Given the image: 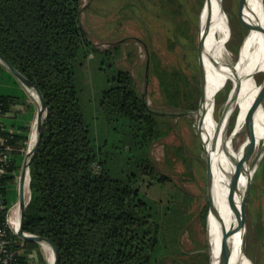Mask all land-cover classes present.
I'll return each mask as SVG.
<instances>
[{
	"label": "trees",
	"instance_id": "1",
	"mask_svg": "<svg viewBox=\"0 0 264 264\" xmlns=\"http://www.w3.org/2000/svg\"><path fill=\"white\" fill-rule=\"evenodd\" d=\"M155 4L159 9L153 14L164 13L172 21L177 39L191 37L186 4ZM81 10L82 0H0V54L39 89L47 105L42 139L30 161L24 231L52 240L59 264H188L174 254L193 198L174 195L159 210L139 186L143 177L162 185L171 181L149 154L151 144L168 131L130 71L118 68L100 99L101 112L125 141L114 152L108 143L97 145L85 122L76 67L99 48L82 26ZM202 16L203 10L201 25ZM149 58L167 101L186 112L197 109L200 89L196 94L188 88L189 77L180 69L162 68L154 51ZM35 111L23 84L0 62V152L6 157L0 174V243L5 241L7 250L0 258L11 254L9 264H49L38 242L20 237L8 224Z\"/></svg>",
	"mask_w": 264,
	"mask_h": 264
},
{
	"label": "rangeland",
	"instance_id": "2",
	"mask_svg": "<svg viewBox=\"0 0 264 264\" xmlns=\"http://www.w3.org/2000/svg\"><path fill=\"white\" fill-rule=\"evenodd\" d=\"M180 1L186 4L188 9L191 23L189 34L194 38L190 37L185 40L180 37L177 39L174 36L172 21L165 17L164 13L153 14V10L157 12L159 9L155 4L158 0L153 2L150 0H82L80 16L82 26L89 40L99 49L87 58L82 57L79 61L76 67V84L84 119L91 128L96 144L104 147L108 143L114 152V148L121 144V140L125 141V135L113 123L106 120L100 110V99L103 91L113 84L112 78L118 68L132 73L140 95L146 99L151 109L158 112L157 116L162 127L168 131L162 138L151 144L149 154L161 173L170 177L171 181L162 185L156 182L150 183L148 177H143L139 183L140 189L159 210L174 195L180 200L184 193L193 198L188 209L191 217L179 232L174 256L188 264L197 260H200L201 264H213L214 256L212 262L213 253L209 243L213 181L209 170L207 180V167L209 169L208 163L217 150L216 138L219 132L218 129L214 131V125L217 119L221 121L218 116L228 99L233 82L228 73L223 72L216 76L213 87L211 83L216 68L203 63L205 94L207 93L203 110L210 115V129L196 118L198 107L186 112L184 108L173 107L167 101L160 87L158 76L150 68V51L158 55L162 68L165 70L180 69L189 77L191 85L188 88L194 87L196 94L200 89L199 101L203 86L200 31L202 30L201 11L206 0H201V4L200 0ZM223 7L226 15L222 9L223 34L224 39H227L225 44L237 57L246 45L252 29L250 27L254 23L253 16L247 0H223ZM206 16L205 14V30ZM229 26L231 27L230 36ZM172 40L176 44L171 46ZM183 44L187 45L186 49ZM116 45L121 48V52L115 48ZM105 49L108 50L104 51ZM222 68H226L227 72L234 70L228 66ZM256 72L257 80L259 84H262L264 82L263 59L257 62ZM23 87L36 107L31 123L32 133L39 104L31 96L29 89L24 85ZM238 114L236 105L227 114L226 125L229 136L232 135L237 124ZM220 123L222 125V122ZM119 128H123V125H119ZM262 138L264 139V132L261 140ZM29 143L30 138L24 150L25 160L29 152ZM204 146L209 153V158ZM210 150H213L212 154ZM117 165L121 164L117 163ZM21 171L22 168L18 180ZM205 209L207 212L204 217ZM234 220L236 226V214ZM238 234H240L238 240L241 251L242 245L245 246L246 255L243 253L244 256H247L254 264H264V157L246 193L245 231ZM210 237L213 241L211 233ZM40 247L42 250V244ZM42 251L45 253L44 250ZM32 255L34 257L36 254L32 253ZM249 260V264H252Z\"/></svg>",
	"mask_w": 264,
	"mask_h": 264
},
{
	"label": "bare ground",
	"instance_id": "3",
	"mask_svg": "<svg viewBox=\"0 0 264 264\" xmlns=\"http://www.w3.org/2000/svg\"><path fill=\"white\" fill-rule=\"evenodd\" d=\"M247 1L253 16V25L258 24L264 29V0ZM206 8L207 39L206 42H203L202 44V61L203 63L213 65L216 68L215 76L213 77V81L211 83L213 87L216 76L223 74V72L228 73L230 76L229 78L233 82V87L228 99L220 112V116H218V118H221V121L217 119L216 124L214 125V131L218 129L219 132L217 138L215 137L217 150L213 154L209 163V171L213 181L212 206L209 217L210 233L213 237V241L211 240L209 233V243L214 256L213 264H217L219 255L228 242L230 233H232L235 227V205L236 201L238 202L239 197L237 196L236 198L234 194L232 175L236 167V162L239 161L240 163V187L244 189L250 178L252 163L264 143V139L262 138L261 140L264 132V100L255 113H252L251 109L253 101L264 84V82L259 84L256 77L257 62L259 59H263L264 61V33L261 29L252 28L243 51L235 57L232 50L225 44L227 39H224L223 34L224 16H222V9L225 15L223 0H207L205 11ZM205 11H203L202 16V30L205 26ZM216 62L218 63V66L216 65ZM224 66L234 68V70L232 72H227L226 68H222ZM232 78L234 80L236 79V81ZM29 93L39 104L40 109V99L35 90L29 88ZM206 98L207 93L205 94L204 102L206 101ZM204 102L202 103L196 118H198V120L203 122L210 129V115L203 110ZM234 105L237 106L239 114L233 133L229 136L226 125V117L229 110ZM249 115L252 116L250 128L255 129L257 142L251 149L244 152L245 143L247 142L249 136L248 130L250 129ZM220 122H222V125ZM36 138L37 122L35 118L30 137L29 150L34 147ZM263 157L264 155L262 158ZM29 181L30 177L27 172L25 174V182L23 186L26 203L29 201L30 197ZM20 217L21 208L19 203H17L11 207L8 216V222L15 231H17L20 227ZM238 235L240 236V234H236L232 239V252L228 264H249L248 257L246 256L247 260L241 251ZM42 246V250L46 253L48 263L52 264L54 262L53 249L46 242H42ZM251 263L254 264L253 262Z\"/></svg>",
	"mask_w": 264,
	"mask_h": 264
},
{
	"label": "water",
	"instance_id": "4",
	"mask_svg": "<svg viewBox=\"0 0 264 264\" xmlns=\"http://www.w3.org/2000/svg\"><path fill=\"white\" fill-rule=\"evenodd\" d=\"M206 2H207V0H206ZM205 7H206V3L204 5L203 11H205ZM201 27H202V25H201ZM250 28L261 29L264 33V29L261 28V26L258 24L251 25ZM200 32H201V36H202V41L200 44V51H201V55H203L202 44H203V42H206L207 33H206L205 29L201 30ZM230 34H231V27H230L229 36H230ZM0 62L2 64H4L8 68V70L10 72H12L24 86H26L28 89L29 88L34 89L35 92L37 93V95L40 99V103H41V107L38 110L37 115H36V122H37L36 142H35L34 147L31 150H29V152L27 154V158L23 164V168H22L20 178H19L18 200L15 204L19 203V206L21 208V217H20L21 220H20V227L16 231V233L20 237H22L26 240H34V241L41 243V244H42V242L48 243L54 252V262L52 264H59V261H60L59 249L57 248L56 244L52 240H50L49 238L44 237V236L35 235V234L27 233L24 231L25 209H26V207L30 201V198H31V194H30L29 201L26 203V197H25L24 188H23L24 182H25V174L28 172L29 177H30V161L33 158V156L35 155L37 149L39 148V145H40V142L42 139L44 121H45V118L47 115V105H46L45 99L42 96L39 89L35 85H33V83L27 77H25L22 73H20L15 68V66H13V64L2 54H0ZM216 65L218 66L217 62H216ZM201 66L203 68V72L201 73L203 86H202V91H201V96H200V101H199L198 110L196 112V116L199 113V109L205 100V71H204L202 56H201ZM263 100H264V84L262 85L261 90L259 91L258 95L256 96L255 100L252 103V108H251L252 113H255L259 109ZM152 111L156 112L155 110H152ZM156 113H158V112H156ZM251 122H252V116L249 115V128L251 126ZM248 135L249 136H248L247 142L245 143L244 152L251 149L252 146L257 142V135L255 133V129L250 128L248 130ZM203 145H204V143H203ZM204 149H205L206 154L209 158V153L206 150L205 146H204ZM263 155H264V143L262 144L254 162L252 163L250 178H249L246 186L244 187V189H242L240 187V176H241L240 163H239V161L236 162V167H235L234 173L232 175V180H233V185H234V194H235L236 198H237V196L239 197V200H238V202L236 201V205H235L236 206V214H237V224L234 227L232 233H230V238H229L228 242L226 243L225 247L223 248L221 254L219 255L217 264H228L229 263L230 255L232 252V239L236 234L241 233V232L244 233V231H245V226H246V193L249 190L253 176L255 174L256 169L259 166V163H260ZM208 170L209 169L207 167V180H208ZM252 170L254 171V173ZM30 181H31V177H30ZM30 181H29V183H30ZM208 184H209V181H208ZM242 252L246 255L244 244L242 245Z\"/></svg>",
	"mask_w": 264,
	"mask_h": 264
},
{
	"label": "built area",
	"instance_id": "5",
	"mask_svg": "<svg viewBox=\"0 0 264 264\" xmlns=\"http://www.w3.org/2000/svg\"><path fill=\"white\" fill-rule=\"evenodd\" d=\"M4 140L2 139V138H0V143L1 142H3ZM6 161V157H5V155L4 154H2V152H0V174H2L3 172H4V168H3V165H2V162H5ZM9 216V215H8ZM8 224H9V222H8ZM10 225V224H9ZM10 228H12L11 227V225H10ZM13 229V228H12ZM14 230V229H13ZM14 232L16 233V231L14 230ZM2 235V232H1V230H0V236ZM5 241H2L1 243H0V252L1 251H3L4 253H6V249H5ZM2 261H3V263L4 264H9V262L11 261V259H12V255L10 254V255H5L3 258L1 257L0 258Z\"/></svg>",
	"mask_w": 264,
	"mask_h": 264
}]
</instances>
